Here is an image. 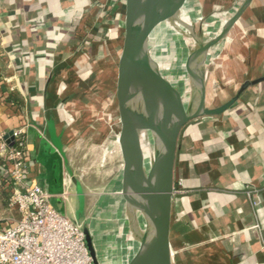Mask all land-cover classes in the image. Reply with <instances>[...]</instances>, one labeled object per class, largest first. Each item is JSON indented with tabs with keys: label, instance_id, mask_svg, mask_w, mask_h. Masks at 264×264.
I'll return each instance as SVG.
<instances>
[{
	"label": "crops",
	"instance_id": "1",
	"mask_svg": "<svg viewBox=\"0 0 264 264\" xmlns=\"http://www.w3.org/2000/svg\"><path fill=\"white\" fill-rule=\"evenodd\" d=\"M71 1L0 0V133L26 129L30 176L52 195L58 211L90 230L87 192L68 156L69 133L75 128L71 118L85 108L84 99L77 101V96L84 85L92 84L93 70L110 44L118 60L123 0ZM69 10V25L75 27L71 41L57 43L49 58L26 59L24 54L49 51L45 30L32 28L40 12H49L50 22L60 24L67 22ZM99 29L113 36L97 34ZM218 45L210 69L207 59L206 85L211 89L218 83L213 104L229 100L245 80L264 76V0H252ZM1 166L0 158V175H7ZM66 178H71L72 187L64 199ZM174 179L176 264H264V81L249 87L223 114L199 117L183 127ZM248 186L258 191L257 204L248 197ZM0 210L7 218L19 216L9 212L17 209L9 207L4 190Z\"/></svg>",
	"mask_w": 264,
	"mask_h": 264
},
{
	"label": "water",
	"instance_id": "2",
	"mask_svg": "<svg viewBox=\"0 0 264 264\" xmlns=\"http://www.w3.org/2000/svg\"><path fill=\"white\" fill-rule=\"evenodd\" d=\"M183 0H123L121 48L113 78V94L117 104L115 133L122 157L119 172V215L132 231L158 241L152 264H176L172 245L174 168L178 141L183 127L199 117L221 115L230 109L251 86L264 81V76L247 79L226 102L210 107L205 103L207 56L235 26L252 0H243L235 14L223 25L221 32L206 42L199 54L191 88L202 92L201 111L181 118L178 104L181 92L171 90L166 106L147 99L149 76L155 67L154 46L160 40L167 23L177 14ZM153 142V172L155 200H142L136 178V168L144 156L142 136ZM77 192L81 183L74 180ZM141 212V214H140ZM86 242L93 264H101L94 239L84 226Z\"/></svg>",
	"mask_w": 264,
	"mask_h": 264
},
{
	"label": "rangeland",
	"instance_id": "3",
	"mask_svg": "<svg viewBox=\"0 0 264 264\" xmlns=\"http://www.w3.org/2000/svg\"><path fill=\"white\" fill-rule=\"evenodd\" d=\"M241 1L194 0L191 5V15L192 18L197 19V33L200 32L199 35L207 36L209 33L220 31L222 22L219 17L230 13ZM163 56L164 54H162V58ZM215 57L213 54L209 58L208 67L213 66ZM182 61L185 62V57ZM169 64L170 62L165 63L163 75L170 88L173 89L178 82V70L177 64L174 66L176 69H167ZM116 66V52L110 44L108 54L102 57V60L96 65L95 71L93 70L95 77L91 81L92 84L84 85L81 94L77 96V101L79 98L84 99V106L88 113L81 118L72 115V124L74 123L75 128L70 129V141L68 143L71 168L76 176L82 180L87 192L86 215H89V220L92 216L89 231L93 239H96L94 244L97 251L102 250L103 252L100 261H103L105 252H108L113 246L112 232L115 223L111 218L119 210V204L116 203L118 201L117 194L110 190L122 165V157L115 133L117 104L113 94V78ZM184 70L181 71V75L184 72L183 76L187 78ZM209 72L208 82L210 83L213 79V72L211 70ZM217 89L218 85L212 84V93H215ZM211 99L212 95H208V106L219 105V103H211ZM1 216H5L3 210H0Z\"/></svg>",
	"mask_w": 264,
	"mask_h": 264
},
{
	"label": "built area",
	"instance_id": "4",
	"mask_svg": "<svg viewBox=\"0 0 264 264\" xmlns=\"http://www.w3.org/2000/svg\"><path fill=\"white\" fill-rule=\"evenodd\" d=\"M0 158L7 171L0 175V191L9 195V207L17 209L9 212L19 214L16 218L0 217V264H93L84 223L58 211L52 195L30 176L24 127L8 135L0 133ZM71 187V178H66L62 198L68 197ZM257 192L252 186L246 189L254 204Z\"/></svg>",
	"mask_w": 264,
	"mask_h": 264
},
{
	"label": "bare ground",
	"instance_id": "5",
	"mask_svg": "<svg viewBox=\"0 0 264 264\" xmlns=\"http://www.w3.org/2000/svg\"><path fill=\"white\" fill-rule=\"evenodd\" d=\"M241 2L238 3L236 8L230 13L221 16L217 15L220 16L219 18L222 22L220 31L203 36L201 34L199 35L200 32L197 33V19L192 18L191 15V5L194 3V0H183L176 16L167 23V27L160 40H158L154 46L153 56L155 67L149 76L147 89V99L149 101L160 106H166L168 103V93L175 89L181 92L178 101L181 118L201 111L200 100L202 99V92L197 91L193 93L190 90L192 78L198 64L199 54L204 44L221 32L223 25L235 14ZM231 33L237 34V31L233 30ZM218 48L219 45L213 47L209 51L207 59H209ZM162 50H165L163 58L160 55ZM183 57H185L184 63L182 61ZM166 62H170L167 69H176L177 67L178 70V82L173 89L170 88V85L163 75ZM175 64H177V66ZM183 70L187 78H184V72L181 75V71ZM208 95H212V90L206 85L204 100L207 105L209 104ZM141 147L144 150V156L136 168V178L141 198L144 202L149 204L156 198V180L153 172V142L147 138L146 133L142 136ZM120 188L121 179L118 174L115 183L110 187L111 192L115 191V194H117L118 201L116 203L118 204L121 198L119 196ZM111 220L115 223V228L112 232L113 246L108 252H105L103 261H100V256H103V252L102 250L100 252L98 251L100 263L152 264L156 257L158 241L156 239L141 236L129 229L123 224L119 215V210L116 211L115 216L111 218Z\"/></svg>",
	"mask_w": 264,
	"mask_h": 264
},
{
	"label": "trees",
	"instance_id": "6",
	"mask_svg": "<svg viewBox=\"0 0 264 264\" xmlns=\"http://www.w3.org/2000/svg\"><path fill=\"white\" fill-rule=\"evenodd\" d=\"M81 1H84V0H81ZM71 2L74 3L73 0ZM74 5L79 6L77 4H74ZM71 11L69 10L66 12L67 22H64V23L61 22L60 24H52L50 22L51 19L48 17L49 12L48 13L44 12V11L40 12L42 14L39 16V21H37L35 23L34 27H32V28L37 29V31L42 30V29L45 30V34H46V36H48V40H47L48 46L47 47H48L49 51H46L45 54H43V55H35L32 53H28V54H24L23 56L26 59L31 60V61L38 59V58H41V56L43 58H49V56L51 54L50 51L55 48L57 43H59V42L69 43L71 41V38L73 37V35L75 33V27L72 28L68 22L69 16H73V15H71ZM97 34H100V35L105 34V36H107V37L113 36L112 31H109V30L104 31L103 29L97 30ZM88 47H90V42H89V40H86V42L83 45V50L86 49V51H87ZM85 114H87V109L82 108V110L80 111V114H78V118H81ZM5 193H7V192H5Z\"/></svg>",
	"mask_w": 264,
	"mask_h": 264
}]
</instances>
